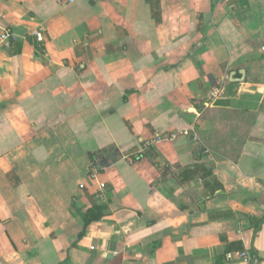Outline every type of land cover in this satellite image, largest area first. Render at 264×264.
Returning <instances> with one entry per match:
<instances>
[{
    "label": "crops",
    "instance_id": "0c3cea01",
    "mask_svg": "<svg viewBox=\"0 0 264 264\" xmlns=\"http://www.w3.org/2000/svg\"><path fill=\"white\" fill-rule=\"evenodd\" d=\"M263 44L264 0H0V264H264Z\"/></svg>",
    "mask_w": 264,
    "mask_h": 264
},
{
    "label": "built area",
    "instance_id": "2783aa9c",
    "mask_svg": "<svg viewBox=\"0 0 264 264\" xmlns=\"http://www.w3.org/2000/svg\"><path fill=\"white\" fill-rule=\"evenodd\" d=\"M58 1L62 5H71L76 0H58ZM34 34H35L36 39H38L39 41H42L44 39L43 27H39V29H37ZM1 38L4 41H7L10 38V33L8 31H6L5 33L2 34ZM261 52L264 55V44L261 46ZM223 92H224V89L221 85H219L217 83L211 84L209 89H208L207 95H206L205 104L206 105L215 104V102L222 97ZM172 137L173 136L157 135L151 139L145 140L144 146L147 147L150 145H154V144H157V143H159L165 139H171ZM99 184H100V196H102L104 189L106 187V184L105 183H99ZM79 187L84 188L85 183H80ZM240 257H242L244 260L248 261L249 264H258L259 263L258 256L255 254H250L247 251H241Z\"/></svg>",
    "mask_w": 264,
    "mask_h": 264
},
{
    "label": "trees",
    "instance_id": "16d2710c",
    "mask_svg": "<svg viewBox=\"0 0 264 264\" xmlns=\"http://www.w3.org/2000/svg\"><path fill=\"white\" fill-rule=\"evenodd\" d=\"M10 39H12V37ZM102 208L103 207L99 204L90 207L84 216L85 225H88L93 220L100 219L104 214Z\"/></svg>",
    "mask_w": 264,
    "mask_h": 264
}]
</instances>
